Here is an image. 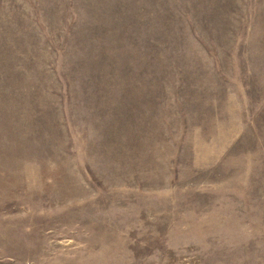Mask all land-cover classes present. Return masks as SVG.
Instances as JSON below:
<instances>
[{"label":"rangeland","instance_id":"1","mask_svg":"<svg viewBox=\"0 0 264 264\" xmlns=\"http://www.w3.org/2000/svg\"><path fill=\"white\" fill-rule=\"evenodd\" d=\"M0 264H264V0H0Z\"/></svg>","mask_w":264,"mask_h":264}]
</instances>
